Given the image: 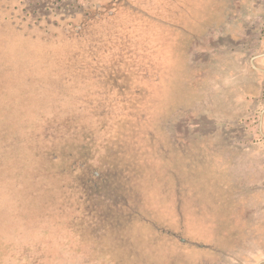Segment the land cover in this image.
Masks as SVG:
<instances>
[{
  "label": "rangeland",
  "instance_id": "obj_1",
  "mask_svg": "<svg viewBox=\"0 0 264 264\" xmlns=\"http://www.w3.org/2000/svg\"><path fill=\"white\" fill-rule=\"evenodd\" d=\"M111 1L0 0V85L13 87V99L19 100L23 88L37 94L43 73L50 89L62 84V66L80 109L69 118L82 121L95 113L103 124L120 116L123 104H143L145 110L152 104L144 114L156 118L154 130L137 132L133 147L124 151L131 191L123 195L132 202L126 210L132 214L117 229L131 236L133 264H264V0H127L108 18ZM68 23L70 41L55 46L51 34L68 32ZM74 24H84L82 31ZM15 72L25 78L14 81ZM7 99L12 101L1 97ZM32 102L41 106L39 98ZM5 131L0 264H15L8 242L22 232L17 215L28 202H46L32 196V180L22 175V151H41L48 132L38 130L29 143L16 144ZM93 132L76 129L67 138L70 149L87 140L85 167L58 164L69 173L71 191L82 175L90 181L101 171L87 161ZM26 213L30 227L38 211ZM74 228L89 238L82 219ZM32 249L31 264L51 263V255ZM17 250L26 255L23 246Z\"/></svg>",
  "mask_w": 264,
  "mask_h": 264
},
{
  "label": "trees",
  "instance_id": "obj_2",
  "mask_svg": "<svg viewBox=\"0 0 264 264\" xmlns=\"http://www.w3.org/2000/svg\"><path fill=\"white\" fill-rule=\"evenodd\" d=\"M123 1L127 6V0H112L108 3L110 7L107 13L104 14L108 18L114 16L115 12L118 14L119 3H123ZM93 18H98V15ZM74 25L80 31L84 26V24ZM68 27H70L68 32L66 28H62L60 31L58 30L59 33L51 34L59 42H53L55 46H65L64 42L70 41L68 33L73 24H69ZM57 28H61V26H57ZM51 53L48 51L46 56ZM45 65L44 62L43 66ZM58 70L63 71L60 74L63 77L62 84L50 89L48 74H42L45 70H40L44 80L37 89L38 91L36 90L37 94L28 88H23L19 90L21 94L18 96L19 100L13 99V87L0 85V132L6 133L5 130L8 129V132L12 133L11 139L15 140L16 144L29 143L32 140L31 136L36 135L38 130L39 133L48 132V135L44 136L42 146L40 143L41 151L33 150L34 153L29 156L26 155L25 148L22 151L24 166L21 165V171L25 167L22 175L27 182L32 180L31 187H34V190H30L32 196L34 198L39 196L46 202L44 203L42 200L39 203L34 202L36 206L29 202L23 205L26 212L38 211V220L32 221L30 227H26V222L29 220L26 212L21 213V216L17 215L23 229L17 241L8 242L13 261L15 264H31L29 254L35 247L39 248L41 253H45L48 256L47 259L51 255V263L47 262V264H120L116 258L121 259L124 264H133L135 254L132 252L131 245L129 246L131 236L128 231L117 229L129 224L131 219L128 216L132 214L130 211H126L131 208L132 202L125 199L123 195L131 191L127 168H124L127 161L124 158V151L129 150L130 146L133 147V137L137 132L154 130L156 118L144 114L146 111H152V104L146 105L147 110L144 109L143 104L137 107L123 104L124 106L120 107V116H111L103 124L101 120H96L95 113L88 115L82 121L69 118L72 116L70 113L77 115L80 109L78 104L72 100V92L65 84L66 81L71 80L67 73L68 69L63 70L61 66ZM41 74L38 75V78ZM35 76L36 74L32 77L33 80ZM11 77L14 81L17 80V77H20L21 80L25 78L23 73L17 72ZM107 83L110 84V82ZM113 84L117 85L116 81ZM138 90L140 88L136 92ZM4 95L12 98V101L10 103H8V99L1 101V97ZM113 97H115L114 94ZM36 98H39L41 106L32 102ZM112 108L113 112L117 114V105L114 104ZM20 109H23L24 115L22 116L19 115ZM132 112L133 114H130ZM15 113L17 116L13 117V120L6 119L5 116L11 117ZM54 114H56L57 120L52 116ZM1 123H4L5 128ZM55 127L57 130L54 129ZM76 129L94 131L90 136V142L93 145H91V151L88 148L87 161L96 165L101 171L93 172L90 181H87L82 175L83 178H80V182L71 191L66 185L69 173L61 170L58 164L60 166L71 161V163L74 162L72 165H77L76 168L73 167L75 170L85 167V162H82L84 160L82 149L87 140L80 139V142H77L79 144L74 145L72 149L68 144L69 133ZM15 133L20 135L19 138H14ZM53 133L57 137H54ZM36 137L39 139L38 136ZM22 138H25V141L21 140ZM69 192L71 193L70 199H68ZM27 197H29L28 194H26V199ZM85 201L87 211H84ZM121 205L124 207L123 209H121ZM125 216L128 222L125 220ZM79 218L90 227L88 239L84 232H79L74 228L75 221ZM19 246L24 247V250L27 251H25L26 255H19L20 251L17 250Z\"/></svg>",
  "mask_w": 264,
  "mask_h": 264
},
{
  "label": "flooded vegetation",
  "instance_id": "obj_3",
  "mask_svg": "<svg viewBox=\"0 0 264 264\" xmlns=\"http://www.w3.org/2000/svg\"><path fill=\"white\" fill-rule=\"evenodd\" d=\"M242 8H245V6H243ZM244 10H246V9H244ZM234 25H237V23H234ZM231 28H229L228 30H230ZM222 34L224 35V34H226V32L224 31V32H222Z\"/></svg>",
  "mask_w": 264,
  "mask_h": 264
}]
</instances>
